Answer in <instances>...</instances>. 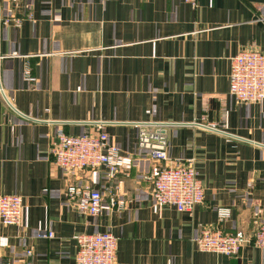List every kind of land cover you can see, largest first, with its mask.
I'll use <instances>...</instances> for the list:
<instances>
[{
    "label": "crops",
    "instance_id": "0c3cea01",
    "mask_svg": "<svg viewBox=\"0 0 264 264\" xmlns=\"http://www.w3.org/2000/svg\"><path fill=\"white\" fill-rule=\"evenodd\" d=\"M251 47L264 52V0H0V196L24 205L20 226L0 222V264H76L75 236L107 231L121 264H264L253 244L228 257L196 243L208 226L252 237L264 223V101L229 94L231 60ZM147 122L198 171L205 202L192 212L154 201L155 167L138 149ZM99 125L132 169L64 173L56 133ZM73 182L104 193L100 216L75 211Z\"/></svg>",
    "mask_w": 264,
    "mask_h": 264
},
{
    "label": "built area",
    "instance_id": "2783aa9c",
    "mask_svg": "<svg viewBox=\"0 0 264 264\" xmlns=\"http://www.w3.org/2000/svg\"><path fill=\"white\" fill-rule=\"evenodd\" d=\"M186 1L196 6V0ZM26 76L34 81L29 71H26ZM229 94L239 104L264 101V52L251 47L232 58ZM138 149L154 164L151 194L158 205L175 207L179 212H192L204 204L205 189L198 171L191 161L171 160L169 141L162 124L147 122L140 125ZM51 156L56 165L70 176L103 166L109 179H115L119 173H128L133 167V158L123 155L110 143L109 134L102 125L96 128V133L81 135H68L59 130L52 142ZM67 196L81 215L97 217L103 212L105 195L100 189L73 182L67 187ZM109 205L118 209L123 203L112 196ZM23 210L19 195L0 196V222L3 225L20 226ZM217 213L219 221L223 222L231 217L232 210L221 207ZM40 238L52 239L54 234L43 233ZM75 239L78 245L76 264H121L117 259V238L111 232L81 233ZM196 243L202 252L228 257L239 255L249 244L264 251V223L252 237L241 230L224 232L218 226H208L202 230ZM27 254L32 257L33 251L29 250Z\"/></svg>",
    "mask_w": 264,
    "mask_h": 264
}]
</instances>
